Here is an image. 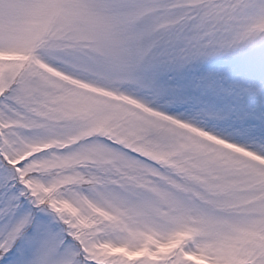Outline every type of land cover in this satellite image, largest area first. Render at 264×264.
I'll return each instance as SVG.
<instances>
[{"label":"snow or ice","instance_id":"snow-or-ice-1","mask_svg":"<svg viewBox=\"0 0 264 264\" xmlns=\"http://www.w3.org/2000/svg\"><path fill=\"white\" fill-rule=\"evenodd\" d=\"M0 264H264V0H0Z\"/></svg>","mask_w":264,"mask_h":264}]
</instances>
